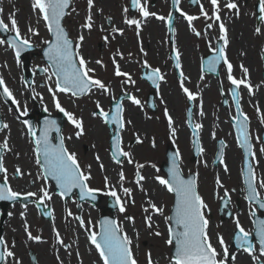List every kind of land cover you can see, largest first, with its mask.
<instances>
[{
  "label": "flooded vegetation",
  "instance_id": "1",
  "mask_svg": "<svg viewBox=\"0 0 264 264\" xmlns=\"http://www.w3.org/2000/svg\"><path fill=\"white\" fill-rule=\"evenodd\" d=\"M129 1H126L127 6L120 14L124 22L116 19L114 24L134 31L149 26L147 21L152 20L153 24L160 25L161 32L157 51L150 53L148 43L141 40L138 44L143 53H137L134 49L132 60L126 59V65L114 57V78H118V66L121 73L128 74L120 76L127 79L130 76L134 81L124 82L125 90L117 94L118 86L114 84V97L131 95L140 101L137 105L127 99L128 108L122 105L124 127L119 131L120 147L130 154L126 159H130L134 151L145 154L143 179L139 181L143 199H128L127 206L120 199L125 208L124 212H120L119 205L117 202L114 204V197L109 194L114 190V164H118L113 159L112 141L117 125L115 122L106 123L99 116L101 108L97 106L88 107V115L86 104L81 102L85 101L87 94L72 96L70 92L56 89V77L51 75V62L44 59L43 55L44 48L48 46L45 41L50 42L53 37L42 14L33 9V0H0V19L9 29L0 31V40L5 41L0 43V78L4 81L0 86V125H8L7 128L0 127V138L3 142L7 141L8 145L0 155L3 163L6 160L4 167L7 170L6 173H0V179L5 182L6 178L7 185L21 194L14 202L5 200L1 203L3 210L14 207L15 212L8 214L6 209L0 215V232L4 238L0 252L13 253V256H5L0 260V264H26V260L29 264H85V254L88 257L87 264H103L88 238L91 232H100L102 219L115 220L122 232L134 239L131 248L138 264H149V258L152 264H169L175 249L166 241L168 229H175V225L166 221L165 217L174 214L175 196L157 179H171L168 159H175L185 179L195 178L197 190L207 205L204 212L209 221L208 233L213 246L222 252L218 236L223 237L229 252L235 257V260L229 259L228 264H256L252 256L237 247V219L251 234L249 240L255 250L254 255L264 260L259 251V238L255 234L259 221L264 220V209L256 201L247 199L249 193L245 183L247 165L251 164L259 198H264V188L259 186V182L264 181V20L261 19L259 0H231L237 5L236 9L226 7L230 0H218L219 20L213 15L211 0H178L176 4L173 0H140L141 6L144 4L143 7L149 13H155L147 17L141 14L139 7L132 11ZM72 3L73 0H70L66 15ZM201 5L207 18L201 14ZM93 7L97 15L98 10L103 8L96 7L93 2L88 10L91 11ZM66 15L61 24L68 32V37L75 44H81L78 38L82 35V42H85L86 33L77 34L75 39L71 36L73 33L65 24ZM186 16L196 19L190 24ZM10 18L16 20L20 36L28 39L31 45L21 51L19 56L9 43L16 36L15 31L11 30ZM128 20H136L139 28L135 24H128ZM221 23L226 30V45L220 38ZM209 24L211 28L207 27ZM30 28L36 34L30 32ZM257 28H260L259 33L256 32ZM181 44L187 50L186 54ZM221 47L232 65V76L237 80H246L251 88V91L244 85L237 88L239 112L232 95V89L236 86L229 81L223 60L215 65V71L210 69V58L217 54L213 49ZM76 50L80 54V50ZM187 63H190L189 68L186 67ZM242 66L248 69L247 74L243 72ZM153 70H159L155 83L148 79ZM182 83L194 94L195 99H188L181 87ZM4 87L12 93L11 98L4 93ZM171 97L174 98L172 103ZM13 99L16 103H13ZM57 103L82 121V135H76L78 129L56 107ZM240 113L248 118L245 131L252 155L246 156L241 146L243 136L237 131L236 119ZM169 117L172 120L171 128ZM155 118L159 120L155 127L157 130L152 135L150 126V134L146 135L143 122ZM46 120L55 121V128L49 134L51 143L59 144L58 137H62L68 151L76 154L81 171L90 177L86 181L87 187L97 190L94 192L95 199L90 196L81 199L79 188L62 194L56 181L43 174L36 162L38 158L43 162V157L35 152V137L29 129L38 137ZM196 124L201 127L195 129L194 135ZM194 142H198L202 152H197ZM136 144V150H126V146L129 148ZM91 148L93 151L89 152ZM150 150H154V153L148 154ZM220 152L223 153L224 163H220L218 158ZM230 162L235 163L234 169L230 167ZM17 168L22 174L16 173ZM140 171V168L136 171V181L137 174L141 176ZM21 178L24 179L22 183L19 182ZM217 179L220 184H217ZM44 191L49 193L50 199H39ZM26 193L37 195L27 196ZM150 203L162 208L163 214L153 211ZM46 210L47 216L42 213ZM149 216L151 229L147 227L145 219ZM136 223H139L138 226ZM156 232L161 235H155ZM29 234L39 237V240L30 238ZM141 238L143 240L139 244ZM20 246L24 248L23 252H20Z\"/></svg>",
  "mask_w": 264,
  "mask_h": 264
},
{
  "label": "snow or ice",
  "instance_id": "2",
  "mask_svg": "<svg viewBox=\"0 0 264 264\" xmlns=\"http://www.w3.org/2000/svg\"><path fill=\"white\" fill-rule=\"evenodd\" d=\"M195 2V0H194ZM134 6L140 8V12L144 17L149 15H155V13H149L143 6L140 4V0H132ZM173 3H178V0H173ZM89 7L92 6L93 0H88ZM213 5L214 12L213 15L216 20H219L220 17L217 14L218 9V0H211ZM259 10L261 19L264 20V0H259ZM32 7L34 10H37L42 14L43 19L47 25L48 31L52 34V40L45 41L48 47L45 50V56L51 62L52 76L56 77V89L60 92H70L72 96H79L88 93L92 88H99L104 93H107L109 89L106 85L99 79L92 78L89 73L93 71L86 65V61L79 52L75 49L81 47L80 43L74 44L71 39H69L68 34L65 29L62 27L61 20L66 15L65 9L69 7V0H33ZM229 9H236L237 5L233 2H230L226 5ZM201 14L207 18V13L204 12L203 6L201 5ZM189 23L196 19L193 16L185 17ZM11 19V30L15 31L16 36L14 40H10L9 43L11 47L16 49V55L19 56L20 52L23 51L26 47H30V41L26 38L20 36L19 28L15 19ZM161 19H163L161 17ZM128 24H135L139 28V23L136 20L126 21ZM84 28L91 29V16L87 18V22L82 26ZM207 27L211 28L212 25L209 24ZM8 25L0 19V31H8ZM172 29L170 28V31ZM221 39L224 40L225 45L227 44L226 39V30L224 25L221 23ZM30 32L35 33L34 29H29ZM114 31H119L114 29ZM256 32H260V28L256 29ZM200 35V33H196ZM107 39V37H105ZM79 41H83L84 37L81 35L78 38ZM5 41L0 40V43ZM217 54L216 56L210 58L209 65L212 71H215V65L223 60L224 64L227 66L228 70V79L235 85L232 89V95L234 100L237 103V111L239 112V101H238V92L237 88L240 85L249 87L246 80H237L232 74V65L228 62L226 56L224 55V48L213 49ZM78 59V64H77ZM100 63V61H97ZM179 62L177 61V67H179ZM242 70L247 74L248 69L243 68ZM48 71V69H44ZM159 70H153L149 74L148 79L152 80L155 83V80L158 76ZM116 75L128 76L127 73H121L119 67L117 66ZM51 78V77H50ZM162 79V77H160ZM128 82L134 83L131 80V77H128ZM4 84L2 78H0V86ZM183 91L187 94L189 100L195 99L193 93H191L183 83L181 84ZM4 93L11 98L12 93L7 87L3 89ZM129 100L133 104L139 105L140 101L134 97L129 96ZM13 103L16 101L13 99ZM56 107L64 113L68 120L75 126L78 131L76 132L77 136L83 134V125L82 121L76 119L72 113L65 111L60 107L59 103L56 104ZM97 107L100 108L99 102H97ZM122 107L121 105H116V111L112 115L111 120H109V113L105 112L102 108L98 113L99 116L103 117L106 123L115 122L119 128L124 127V121L121 116ZM95 114V113H94ZM203 114V113H201ZM167 115V113H166ZM240 117H243L242 119ZM238 126L237 131L243 136L241 146L245 150V154L252 155L250 152L251 145L248 142V136L245 131V125L247 122V117L243 116V113H240V116L237 118ZM27 123V121H25ZM172 120L169 117V126L171 128ZM0 127L7 128V124H2ZM200 124L194 125V135L195 129H199ZM55 128L54 120H46L45 127L41 131L38 137L35 136V133L32 132L31 128L29 129L30 134L34 138L35 152L43 157V162L38 158L37 164H39L43 170V174L47 177H51L56 181L57 186L61 189L62 194L70 193L74 188H79L81 192V199L85 196H90L92 199H95L94 192L96 189H91L87 187L86 181L90 179L89 175L81 171L80 165L77 162V157L75 153H70L64 145V140L62 137H58L60 140L59 144L53 145L49 139V134L52 129ZM59 132V129H56ZM174 132V130H173ZM120 137L119 134L113 137V159H116L119 163V157H128L130 154L124 152L119 148ZM196 144L197 152H202L203 149L199 146L198 142ZM7 141L3 144H0V149H7ZM264 151V149H262ZM177 157L179 153L176 154ZM220 163H224L223 153H219ZM132 161L129 160V163ZM138 168H142L143 165H137ZM6 168L4 167L3 159L0 158V173H6ZM225 171L227 168L225 167ZM16 173L22 174L19 168L16 169ZM171 179H164L157 177L159 183L164 185L169 193H173L175 196V208L174 214L169 217H165L166 221L169 223H174L175 229H168V239L167 244L174 246V254L170 257L169 264H228V260H235V257L231 255L228 247L225 245L223 237L218 236L219 246L222 248V252H218L216 247L213 246L211 242V237L208 233V224L209 221L205 217L204 210L207 208L204 200L197 190V184L194 177H189L185 179L180 172L178 165L173 162V167L170 169ZM143 177L137 174V183L142 180ZM120 180H124L123 172L120 173ZM245 183L248 189L247 199L256 201L259 203V207L264 209V198H259L260 194L255 187V175L251 164L247 165V175L245 176ZM217 184H220L219 179H217ZM222 186V185H221ZM260 188H264V181L259 182ZM124 193L130 195V189L124 188ZM111 196L116 197V202L119 205V211L124 212L125 208L123 203H121L120 198L117 196L116 191H111L109 193ZM21 194L15 192L7 185V180L3 185H0V200H16ZM27 196H35L36 193H26ZM227 195V193H225ZM259 198V199H258ZM40 200L50 199L49 193L44 191L43 196L39 197ZM150 207L153 211L163 214V209L157 207L155 204L150 203ZM70 214V213H69ZM79 219V218H78ZM127 219L132 220V217H127ZM146 224L149 229H151V217H146ZM236 229L237 234L235 236L237 247L242 249L244 252L252 256L256 264H264V260H261L259 257L254 255V248L252 243L249 240L250 233L246 231L239 223V220H236ZM84 222L81 220V225L83 226ZM256 236L259 238V251L261 257H264V220L259 221ZM33 239L39 240V237H31ZM155 235H161L160 232H156ZM89 240L95 246L96 251L99 253V257L102 260L103 264H138L137 260L134 257L131 244V239L122 232L121 226L115 220H104L101 222V231L99 233L91 232L89 235ZM4 243V238L0 236V244ZM5 256L11 257L13 253L11 251L0 252V260H3ZM149 264H152L151 259L149 258Z\"/></svg>",
  "mask_w": 264,
  "mask_h": 264
},
{
  "label": "rangeland",
  "instance_id": "3",
  "mask_svg": "<svg viewBox=\"0 0 264 264\" xmlns=\"http://www.w3.org/2000/svg\"><path fill=\"white\" fill-rule=\"evenodd\" d=\"M97 1V2H96ZM119 1V2H118ZM127 0H93V2L96 4V7L102 8L98 10V15L94 12L95 7L92 8L91 11L88 10V0H73V3L71 5V9L68 12V15L65 24L66 26L71 30L73 35L71 34L74 39L76 38L77 34H85L86 40L85 42H81L80 50V56H82L87 64V67L90 69H93L89 75L94 79L101 80L106 87L109 89L107 93H104L99 88H93V90L88 94L84 100L81 101L82 103H85L87 106V113L89 115L88 107L97 106V102H99L100 108L103 110H106L109 108V104L111 100H113L114 97V84L118 86V90L116 91V94L121 92V90H125V84L124 82H128V79L124 76H118L117 79L114 78V57L121 59L124 62V65H126V59L132 60V51L134 49L137 53H143L141 46H139L138 43L141 42H148L146 40V35L144 34L143 29H135L134 31H129L127 27L118 26L114 24V21L116 19L119 20V22H124L123 17L120 16L122 14L123 9L125 6H127ZM144 6V4H142ZM94 10V11H93ZM103 10V12H102ZM91 16V23L92 28L87 31L84 30L85 28L82 27L86 22L87 18ZM107 18H110L112 20L111 24H107L106 20ZM94 22H97V24L94 25ZM114 29H117L119 31H114ZM140 34L138 36L137 33ZM136 33V34H135ZM107 37V39H105ZM140 41V42H138ZM102 43L103 49L99 50L98 44ZM97 61H100V63H97ZM127 69V66L126 68ZM124 78V79H123ZM117 96V95H116ZM124 107L128 108V103L124 102ZM124 109V108H123ZM128 110V109H125ZM158 118L152 119L150 122H143L145 124V133L150 134L148 132V128L151 126V133L154 134V130L158 124ZM142 125V123H141ZM2 137L0 138V144H3ZM159 140V139H158ZM102 143V142H101ZM96 144V143H95ZM97 146V144H96ZM138 145H134L132 147H127L128 149L136 150ZM97 149V148H96ZM100 149V148H99ZM101 150V149H100ZM93 151L92 148L89 150ZM154 150H150L148 154H153ZM132 157L130 159H126V157H122L120 159V162L118 164H114V191H116L117 196L124 201L125 205L127 206V200H141L143 199L142 195V186L140 185V182L137 183L136 181V171L139 169L137 165H143L142 168H140L141 176L144 174V157L145 154L138 153L134 151V153H131ZM124 159V160H123ZM129 160L132 162L129 163ZM4 165H6V160H4ZM123 172L124 174V180H120V173ZM105 175H103L104 177ZM128 188L130 189V195H127L124 193L123 189ZM141 196V197H140ZM11 209H14V207H11ZM9 209L8 214L14 213L15 211ZM3 213V209L0 207V215ZM125 221V220H124ZM35 223H37L35 219ZM43 223V221H42ZM89 224V223H88ZM87 224V225H88ZM139 223H136L138 226ZM40 223L37 224L39 226ZM90 225V224H89ZM49 229V228H48ZM48 229H45L48 231ZM50 231V230H49ZM134 239H131L133 242ZM143 238L140 239L139 244H141V241ZM133 246V244H131ZM45 250H47V245L44 244ZM131 246V247H132ZM22 248V251H24V248ZM34 248V246H33ZM35 249L39 250L37 246H35ZM46 252V251H44ZM49 256V255H48ZM26 264H29L28 261H25Z\"/></svg>",
  "mask_w": 264,
  "mask_h": 264
},
{
  "label": "bare ground",
  "instance_id": "4",
  "mask_svg": "<svg viewBox=\"0 0 264 264\" xmlns=\"http://www.w3.org/2000/svg\"><path fill=\"white\" fill-rule=\"evenodd\" d=\"M147 23H148L149 26H145L143 28V30H144V34L146 35V40L148 41V42H146V43H148V45H147L148 51L150 53H153V51H157L156 45H157V42L159 41V34L161 32V28H160V25L159 24H157V25L156 24H153V21L152 20L147 21ZM181 45L183 46V44H181ZM182 50L184 51V53L187 51L184 46H183V49ZM186 67L189 68L190 67V63L189 64L187 63V66ZM173 99L174 98H172V97L170 98V103L173 102ZM234 164H235L234 162H230V167L232 169H234V167H233ZM16 180H14V182ZM23 181H24L23 178H21L19 180L20 183H22ZM13 210L15 211V208ZM80 241H81V239H80ZM79 244H81V242H79ZM84 260H85V264H87L88 263V257H87L86 254H85Z\"/></svg>",
  "mask_w": 264,
  "mask_h": 264
},
{
  "label": "water",
  "instance_id": "5",
  "mask_svg": "<svg viewBox=\"0 0 264 264\" xmlns=\"http://www.w3.org/2000/svg\"><path fill=\"white\" fill-rule=\"evenodd\" d=\"M65 11H66V9H65ZM120 101H121V99H119V101H118V104H120ZM113 111H116V106L114 105V103L112 104V108H111ZM170 160V159H169ZM175 161V159L174 160H170L169 161V163H168V167L171 169L172 168V164H173V162ZM0 185H3V183H0ZM6 209L7 208H5V210H3V213L4 212H6ZM8 210V209H7ZM8 211H10V210H8Z\"/></svg>",
  "mask_w": 264,
  "mask_h": 264
}]
</instances>
